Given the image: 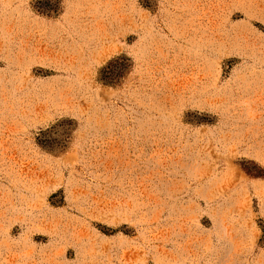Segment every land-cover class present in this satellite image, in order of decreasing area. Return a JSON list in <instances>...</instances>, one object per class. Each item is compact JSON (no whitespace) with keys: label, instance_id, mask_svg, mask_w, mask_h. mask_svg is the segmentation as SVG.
Segmentation results:
<instances>
[{"label":"rangeland","instance_id":"374dc122","mask_svg":"<svg viewBox=\"0 0 264 264\" xmlns=\"http://www.w3.org/2000/svg\"><path fill=\"white\" fill-rule=\"evenodd\" d=\"M0 264H264V0H0Z\"/></svg>","mask_w":264,"mask_h":264},{"label":"trees","instance_id":"16d2710c","mask_svg":"<svg viewBox=\"0 0 264 264\" xmlns=\"http://www.w3.org/2000/svg\"><path fill=\"white\" fill-rule=\"evenodd\" d=\"M125 60L123 58L114 59L108 63L104 72V80L111 81L119 75L120 66L124 65Z\"/></svg>","mask_w":264,"mask_h":264}]
</instances>
